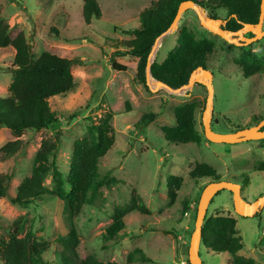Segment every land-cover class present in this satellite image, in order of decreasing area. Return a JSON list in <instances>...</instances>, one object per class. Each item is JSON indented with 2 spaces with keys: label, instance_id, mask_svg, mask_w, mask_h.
Wrapping results in <instances>:
<instances>
[{
  "label": "rangeland",
  "instance_id": "obj_1",
  "mask_svg": "<svg viewBox=\"0 0 264 264\" xmlns=\"http://www.w3.org/2000/svg\"><path fill=\"white\" fill-rule=\"evenodd\" d=\"M15 1L17 4L11 0H0L1 15L12 27L24 31L35 58L48 52L73 61H85V64H73L71 67L74 86L70 92L49 99L51 110L58 115L53 127L23 134L19 138L22 145L17 154L0 161V174L10 173L12 176L7 196L0 198V238H7L8 228L15 219L26 216L27 226L32 227L36 239L50 245L43 255L44 261L60 264V239L67 234L63 203L57 198L44 196L22 208L12 204L10 199L15 196L20 182L30 175L42 141H54L58 137L55 164L66 178L73 143L86 135L88 118L91 122H98L107 111L113 114L111 125L115 140L100 161L99 173L120 183L101 187L95 204L84 205L75 219L79 237L76 253L80 259L90 256L102 262L127 264V255L138 248L155 261L161 258L162 264H171L170 250L173 253L181 242H184V247H189L199 198L209 183L207 180H190L189 172L196 164L208 165L221 176L222 181H230L232 176L247 175L249 184L246 187L240 185L242 197L250 203L264 193V172L257 169L258 164L264 162V139L237 144L207 141L202 126L207 98L205 87L195 84L179 94L163 88L153 91V79L150 81L152 89L136 81L137 59L131 56L115 59L127 66L125 72L111 69V53L132 39L131 35L124 33L139 26L140 12L156 0H96L101 18L89 25L82 20L81 0H55L51 6L42 4L41 0ZM203 10L204 16L209 17L208 11ZM216 15L218 19L225 20L227 12L219 10ZM182 26L188 27L197 38L210 39L215 43L214 53L207 63V69L213 74L214 89L211 129L228 134L256 126L264 118V67L259 73L245 78L235 62L252 46L251 53L264 64V37L249 46H242V50L241 46L230 44L201 27L193 10L182 14L178 29ZM178 29L158 40L153 61L161 63L175 48ZM13 59L12 48H0V98L8 94L15 70ZM191 102L198 105L195 122L201 142L185 145L167 143L162 127L174 126L173 109ZM145 114H155L156 117L138 126ZM70 116L75 117L71 119ZM13 140L15 138L6 128H0V148ZM171 176L183 179L173 204L169 203L166 185ZM44 185L50 189L51 179L47 178ZM132 191L150 214H128L124 218V230L112 239L107 238L105 231L111 223L113 209L126 205ZM227 193L222 191L213 198L206 215H231L236 220V229L243 242V248L237 255L264 264V207L257 217L242 218L234 213L229 197L223 198ZM185 201L187 206L184 208ZM179 223L180 228L176 226ZM159 228L167 229L170 234L155 231ZM176 255L177 264H188V249L179 250ZM199 255L203 264H229L231 260L229 254L215 255L202 245ZM180 259L184 263H180ZM132 264L157 263L135 261Z\"/></svg>",
  "mask_w": 264,
  "mask_h": 264
},
{
  "label": "trees",
  "instance_id": "obj_2",
  "mask_svg": "<svg viewBox=\"0 0 264 264\" xmlns=\"http://www.w3.org/2000/svg\"><path fill=\"white\" fill-rule=\"evenodd\" d=\"M54 1L41 0L46 6H51ZM184 1L188 0H156L149 7L144 8L139 14V26L132 32L124 33L131 35L132 39L123 42L120 48L111 53L109 57L111 69L115 72H125L127 66L117 63L115 59L131 56L137 59L136 81L145 85L147 58L154 41L169 28L179 4ZM189 1L206 9L209 17L213 19L218 18L217 11H226L224 28L228 31H237L242 24L255 25L258 22L261 0ZM11 2L17 4L15 0ZM81 2L82 20L85 25H89L93 20H100L101 12L96 0H81ZM1 9L0 4V48L10 47L14 50L13 66L15 67L8 94L0 98V128H6L15 138L0 148V161H4L14 157L21 149L22 141L19 138L23 134L53 127L58 115L51 110L48 101L72 90L74 82L71 67L73 64L83 65L85 61H73L48 52H43L35 58L24 31L19 27H12L9 21L2 17ZM51 31L56 32L54 29ZM214 47L213 40L197 38L188 27H179L175 48L168 52L161 63L156 61L152 63L151 76L172 89L180 88L187 84L190 74L195 69L198 67L207 69ZM251 48L252 46L235 62L245 78L259 73L264 67L263 62L251 53ZM197 108V103L191 102L173 109L175 125L164 126L161 129L167 143L185 145L201 142L202 137L196 129L195 122ZM74 117L70 116L71 119ZM155 117V114L142 115L137 125L153 121ZM112 118L111 111L104 112L98 122H91L90 117L88 118L86 135L73 143L66 178L55 164L58 137L54 141H42L35 154L30 175L20 182L15 196L10 199L12 204L22 208H27L44 196L57 198L63 203L67 234L60 239L61 251L58 253L60 264H118L102 262L90 256L80 259L76 253L79 237L74 223L84 205L95 204L100 196L101 187L120 183L113 177L101 176L99 173L101 159L114 145ZM262 129L264 130V127ZM257 169L264 172V162H260ZM11 177L10 173L0 174V198L7 196ZM47 178L51 179L50 189L44 185ZM189 178L196 181H222L221 176L204 163L196 164L189 172ZM230 181L246 187L249 184V177L245 174L232 176ZM182 182L181 177L168 178L166 185L170 204L175 203ZM219 194L220 192L215 196ZM186 206L187 201L184 203V208ZM132 212L147 216L150 214L134 191L126 205L113 209L111 223L105 231L106 237L112 239L124 230V218ZM258 215L257 213L253 218ZM8 229L7 238H0V264H48L44 261L43 255L48 252L50 245L36 239L32 227L27 226L26 216L15 219ZM158 230L170 234L167 229L159 228L155 231ZM201 244L212 254H229L231 256L229 264H259L251 258L237 255L243 248V242L236 229V220L230 215H206L201 229ZM135 261L150 262V258L141 249L135 248L127 255L126 263L132 264ZM187 263L189 264L188 261Z\"/></svg>",
  "mask_w": 264,
  "mask_h": 264
},
{
  "label": "water",
  "instance_id": "obj_3",
  "mask_svg": "<svg viewBox=\"0 0 264 264\" xmlns=\"http://www.w3.org/2000/svg\"><path fill=\"white\" fill-rule=\"evenodd\" d=\"M187 10H193L201 27L205 28L214 35L220 37L230 44L235 46H249L256 43L264 37V30H262L264 22V0L260 2V13L258 22L254 24H242V27L237 31H228L223 29L225 26V21L222 19H213L204 16V10L192 1L181 2L178 6L176 15L169 26V28L157 37L151 48V51L147 58L146 68H145V85L151 87L150 79H153L150 73V67L154 62L151 58L153 56L154 50L157 46L158 40L178 29L179 20ZM246 34H251V37H246ZM155 89L153 91L159 90L161 88L173 94H179L182 91L189 90L195 84L205 87L207 91L206 106L202 115V126L203 134L207 141L214 144H237L242 142L250 141H260L264 139V119L260 121L256 126L238 130L234 133L220 134L216 133L211 129V119L213 110V74L209 69L203 67H198L195 69L188 79L187 84L184 86L172 89L166 84L159 82L155 79ZM218 116L217 114L215 115ZM221 191H227L232 196V205L234 213L242 218H253L257 213H259L264 207V193L259 196L254 202L250 203L242 197L241 185L232 181H219V182H209L204 187L201 192L196 218L194 222V229L190 236V242L188 247V262L189 264H203L199 255V249L201 247V229L207 213L208 206L215 195Z\"/></svg>",
  "mask_w": 264,
  "mask_h": 264
},
{
  "label": "crops",
  "instance_id": "obj_4",
  "mask_svg": "<svg viewBox=\"0 0 264 264\" xmlns=\"http://www.w3.org/2000/svg\"><path fill=\"white\" fill-rule=\"evenodd\" d=\"M242 190V189H241ZM227 194H229V195H227ZM227 194H225L224 196H223V198H225V199H227L228 197H229V200L230 201H232V196H231V194L228 192ZM216 209L218 208V207H215ZM222 208V207H221ZM231 216V215H230ZM180 224L181 223H179L178 225H176V226H178V228H180L179 226H180ZM160 225H161V223H160ZM159 225V226H160ZM186 228V227H185ZM186 230H188V227L186 228ZM179 239H181V238H179ZM183 243L184 242H181V243H178L177 245H176V247H175V249L173 250V253H172V250H170V253H169V255H170V263L171 264H177V262H178V259L176 258V254H177V252L180 250V251H183L184 249H188V248H186V247H184V245H183ZM179 246V249L177 248ZM199 251H200V249H199ZM150 258V262L149 263H157V264H162V261L160 260L161 258H159V259H157L156 261H155V259H152L151 257H149ZM183 260V259H182ZM181 259L179 260L180 261V263H184L183 261H182ZM159 261V262H158Z\"/></svg>",
  "mask_w": 264,
  "mask_h": 264
},
{
  "label": "flooded vegetation",
  "instance_id": "obj_5",
  "mask_svg": "<svg viewBox=\"0 0 264 264\" xmlns=\"http://www.w3.org/2000/svg\"><path fill=\"white\" fill-rule=\"evenodd\" d=\"M217 19H218V18H217ZM222 20H223V19H222ZM224 21H225V24H226V19H225ZM224 27H225V26H224ZM224 27H223V29H225ZM225 30H226V29H225ZM231 32H233V31H231ZM245 36H246V37H251L252 35H251V34H246ZM241 47H242V46H241ZM248 128H249V127H248Z\"/></svg>",
  "mask_w": 264,
  "mask_h": 264
},
{
  "label": "built area",
  "instance_id": "obj_6",
  "mask_svg": "<svg viewBox=\"0 0 264 264\" xmlns=\"http://www.w3.org/2000/svg\"><path fill=\"white\" fill-rule=\"evenodd\" d=\"M262 151H263V153H264V149H263Z\"/></svg>",
  "mask_w": 264,
  "mask_h": 264
},
{
  "label": "bare ground",
  "instance_id": "obj_7",
  "mask_svg": "<svg viewBox=\"0 0 264 264\" xmlns=\"http://www.w3.org/2000/svg\"><path fill=\"white\" fill-rule=\"evenodd\" d=\"M152 59V58H151ZM150 81H151V79H150ZM155 82V81H154Z\"/></svg>",
  "mask_w": 264,
  "mask_h": 264
}]
</instances>
